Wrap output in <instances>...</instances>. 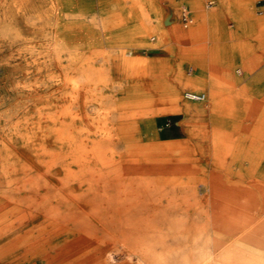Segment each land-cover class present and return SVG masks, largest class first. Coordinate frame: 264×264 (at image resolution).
<instances>
[{
    "label": "bare ground",
    "instance_id": "1",
    "mask_svg": "<svg viewBox=\"0 0 264 264\" xmlns=\"http://www.w3.org/2000/svg\"><path fill=\"white\" fill-rule=\"evenodd\" d=\"M63 42L52 48L59 63ZM126 63L121 80L103 67L92 74L91 66L67 65V102L39 110L37 122L12 123L22 145L0 143V243L8 251L23 247L27 264H264V91L202 93L206 108L183 93L204 88L199 81L179 74L165 89L151 60ZM91 91L100 107L94 117L84 100ZM168 113L185 116L179 130L186 138H156L153 115ZM221 171L254 179L226 190L223 226L208 229L199 184ZM212 183L215 190L218 179ZM62 233L78 237L61 244L54 237ZM117 245L123 252L108 250Z\"/></svg>",
    "mask_w": 264,
    "mask_h": 264
},
{
    "label": "crops",
    "instance_id": "2",
    "mask_svg": "<svg viewBox=\"0 0 264 264\" xmlns=\"http://www.w3.org/2000/svg\"><path fill=\"white\" fill-rule=\"evenodd\" d=\"M92 1L97 2H72L70 7L66 0L58 1L61 15L73 22L61 33L65 41L63 53L71 66H91L92 74L103 67L105 75L121 80L128 74L121 68L127 60L145 58L153 62V77L158 76L165 89L175 82L176 76L184 74L186 79L199 81L208 92L216 91L219 95L242 92L257 97L264 91V11L256 10V0H212L217 1L212 6H206L204 0H152L153 33L158 35L156 41L153 35V45L147 44L144 34L152 28L149 23L140 25L134 21L147 13L144 0H98L99 8L95 12ZM173 4L190 8L192 21L195 20L192 27L170 29L164 25L162 16L166 9L175 12ZM228 21L234 22L233 28H227ZM174 38L182 42L175 45ZM159 44L174 55L153 56V48ZM84 52L93 55L92 60ZM188 62L195 64L197 70L186 73L184 64ZM120 73L121 76L111 75ZM248 73L250 78L245 77ZM72 74L78 73L74 70ZM153 126L156 136L159 135L154 123ZM183 138L185 134L175 139ZM226 190L216 188L214 192L225 194Z\"/></svg>",
    "mask_w": 264,
    "mask_h": 264
},
{
    "label": "rangeland",
    "instance_id": "3",
    "mask_svg": "<svg viewBox=\"0 0 264 264\" xmlns=\"http://www.w3.org/2000/svg\"><path fill=\"white\" fill-rule=\"evenodd\" d=\"M59 0H0V143H7L12 148L22 145L21 141H17L16 135L14 134L10 126L17 119L26 120L27 118L31 122L38 121L39 110L51 111L59 109L67 102V94L71 88L65 84L64 73L65 69L70 67L67 55L62 53L61 63H59V52H55L53 43L57 40L64 39L61 33L66 32V26H69L73 22L65 16L61 15ZM72 2H82L83 0H70ZM128 1V0H126ZM152 0H144V6L146 8V14L140 16V20L135 18L138 24L148 22L152 27L151 30L147 31L145 36L147 37V44H152L151 41L153 35V41L158 39V35L153 33V9L151 7ZM210 0H204L206 6H208ZM259 0L255 1V7L258 12H262V8L257 4ZM154 2V1H153ZM96 3V6L94 5ZM217 1L214 3L216 5ZM93 5L92 12H95L99 8V2L92 1ZM131 6V3H127ZM175 12L166 9L164 16H162L163 23L167 28H174L176 26L184 28V23L181 17V11L186 5H180L176 7L174 4ZM188 8V7H187ZM190 11V8H188ZM174 14V15H173ZM174 18H171L173 17ZM194 19L187 26L192 27ZM76 22L74 21V24ZM140 24V25H141ZM233 21L227 22V28H233ZM67 37V35H66ZM182 41L178 38H174V44L178 45ZM142 44V43H140ZM146 45V44H143ZM148 46V45H147ZM86 53V52H84ZM141 56L144 54L139 52ZM166 46L159 44L158 47L153 48V56H173ZM89 56L92 60L93 55ZM35 61V62H34ZM59 63V64H58ZM68 65V66H67ZM74 67V66H73ZM194 67V68H193ZM72 68V67H71ZM197 70V66L191 62L184 64V71L186 73L194 72ZM74 71V70H73ZM71 71V72H73ZM249 74V73H248ZM256 74V73H255ZM112 76H121L120 74H111ZM53 76V77H52ZM248 76V77H247ZM249 75L245 77L250 78ZM243 80V82H246ZM17 85V86H16ZM184 92L188 90H194L189 88H183ZM101 92L102 90L99 89ZM198 91L200 93H208L207 88H202ZM112 89L109 90V93ZM95 91L89 92L87 98L84 97L89 117H94L97 114L98 103L95 102L94 97ZM185 99H188L185 97ZM197 102V101H195ZM206 103V108L210 107L211 102L208 99L202 101ZM208 102V103H207ZM154 107V106H153ZM100 108V107H99ZM193 119H199L198 114H194ZM17 116V117H16ZM197 117V118H196ZM185 118L180 113H168V114H155L153 115V123L156 126V131L159 135L156 136L160 141H169L175 138H182L183 134L179 130V123ZM256 124L257 120H245L244 124ZM80 124V122L78 123ZM15 138V143H11V139ZM57 149H59L57 147ZM6 151L4 150V153ZM219 174V175H218ZM19 175V174H18ZM210 175V173L208 174ZM206 176L205 182L200 183L198 199H201V205L203 208L202 222L208 229H221L224 218L222 219L221 204L223 203L224 193H215L213 187V179H218L219 186L217 189L226 190L231 187L232 184L242 183L243 185L249 184L254 178H240L236 176H228L224 171L217 172V175ZM15 178L17 176H14ZM212 177V178H211ZM223 180L220 183V180ZM75 189V188H74ZM205 189V191H204ZM80 192L82 188L75 189ZM72 191V190H71ZM208 192V193H207ZM214 192V193H213ZM217 194L218 202H215L214 196ZM221 194V195H220ZM209 195V196H208ZM219 195L221 197H219ZM221 200V201H220ZM188 204L193 203L194 200L190 199L187 201ZM64 204V203H62ZM217 205L216 207H214ZM214 207V208H213ZM64 209V208H63ZM219 210V211H218ZM222 212H221V211ZM218 216L220 219H211L212 215ZM221 213V214H220ZM211 217V218H210ZM211 221V222H210ZM214 221V222H213ZM220 223V224H218ZM216 226V227H215ZM31 228H26L30 230ZM23 230V231H26ZM244 233L243 230H238L236 234ZM27 234L26 236H29ZM220 238L226 242H233L236 237L234 234H221L217 233ZM63 236V237H62ZM57 237V241L61 244L68 237H78V233H62ZM233 240V241H232ZM54 241V240H52ZM6 242L0 243V253H6L7 258L1 260L0 264H27L24 260V248L18 250L9 249V251L3 246ZM9 247V246H8ZM213 251L218 252L221 248L212 247ZM114 254L123 252L121 245L108 248ZM250 250L260 252L261 249L251 247ZM75 251V250H73ZM132 262H137V256L133 258L128 257ZM41 262V261H40ZM39 264H42L40 263Z\"/></svg>",
    "mask_w": 264,
    "mask_h": 264
},
{
    "label": "built area",
    "instance_id": "4",
    "mask_svg": "<svg viewBox=\"0 0 264 264\" xmlns=\"http://www.w3.org/2000/svg\"><path fill=\"white\" fill-rule=\"evenodd\" d=\"M213 3L214 1L210 0L208 3V6H212ZM259 6L263 9L262 11H264V0H259ZM181 17H182V21L184 25H188L191 22L192 20L191 12L189 11L187 7L182 8ZM185 96L190 100H204L205 99V94L196 93L192 91H187L185 93Z\"/></svg>",
    "mask_w": 264,
    "mask_h": 264
}]
</instances>
